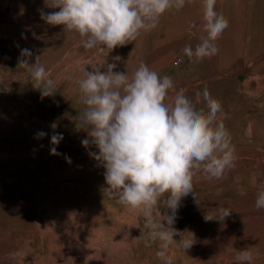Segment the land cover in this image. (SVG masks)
I'll use <instances>...</instances> for the list:
<instances>
[{"label":"rangeland","instance_id":"rangeland-1","mask_svg":"<svg viewBox=\"0 0 264 264\" xmlns=\"http://www.w3.org/2000/svg\"><path fill=\"white\" fill-rule=\"evenodd\" d=\"M41 8L53 11L45 0H0V264L17 257L16 264H162L158 243L137 239L148 231L142 213L103 194L104 169L82 146L86 133L75 130L81 68L91 71L117 55L115 71L131 75L143 61L189 96L206 85L222 105L217 119L235 147L233 169L219 180L197 172L193 192L182 197L173 227L189 234L174 239L193 244L171 245L173 264H241L233 249H248L253 264H264V210L254 207L257 182L264 180V0H216L229 27L217 41L219 53L200 62L182 49L195 47L203 34L201 0H187L183 9L164 13L156 29L107 51L83 49L77 34L41 20ZM23 48L34 52L30 63L41 55L56 84L53 96L41 97L18 66ZM52 123L63 133L57 151L64 155L50 154ZM39 130L48 135L35 139ZM217 207L230 214L223 219ZM30 242L45 251L23 255Z\"/></svg>","mask_w":264,"mask_h":264},{"label":"clouds","instance_id":"clouds-1","mask_svg":"<svg viewBox=\"0 0 264 264\" xmlns=\"http://www.w3.org/2000/svg\"><path fill=\"white\" fill-rule=\"evenodd\" d=\"M186 3L187 0H45V8L53 11L41 8L38 12L47 25L62 26L64 34H77L83 49L107 51L156 29L164 13L181 10ZM201 5L203 34L195 47L186 44L182 49L183 56L193 62L217 55V41L229 27L228 19L216 10V0H201ZM195 27L189 24V29ZM33 55L32 49H21L18 66L27 70L41 97L53 96L55 81L41 62V55H35V62L30 63ZM112 59L91 71L81 68L82 77L76 84L83 107L74 118L75 130L86 133L81 144L104 169L103 194L131 211L141 212L148 231L137 239L149 247L158 243L156 257L162 264H173L170 246L179 243L186 250L193 244L187 239H174L189 234L173 227L182 197L193 192L197 172L205 179L219 180L233 169L235 147L229 130L217 119L222 105L206 85L189 96L185 88H177L171 76L161 75L143 61L129 75L115 71L121 61L119 55ZM201 101L204 106L198 107ZM50 127V154L64 155L57 151L63 133L55 131V123ZM47 135L39 130L35 139ZM64 158L72 162L70 157ZM237 193L246 194L240 187ZM254 207L264 210V180L257 182ZM214 212L223 219L230 214L227 207H217ZM233 251L241 264H253L255 257L248 249Z\"/></svg>","mask_w":264,"mask_h":264},{"label":"bare ground","instance_id":"bare-ground-1","mask_svg":"<svg viewBox=\"0 0 264 264\" xmlns=\"http://www.w3.org/2000/svg\"><path fill=\"white\" fill-rule=\"evenodd\" d=\"M23 250V255H28V253H32L33 251L37 252V251H45V248L40 244V245H35L34 243L30 242L28 245L24 246L22 248ZM35 254V253H34ZM18 257L16 259H14L13 263L16 264V262L18 261Z\"/></svg>","mask_w":264,"mask_h":264}]
</instances>
